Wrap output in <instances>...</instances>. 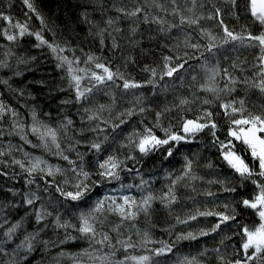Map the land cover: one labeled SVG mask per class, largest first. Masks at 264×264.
I'll list each match as a JSON object with an SVG mask.
<instances>
[{
    "label": "trees",
    "instance_id": "16d2710c",
    "mask_svg": "<svg viewBox=\"0 0 264 264\" xmlns=\"http://www.w3.org/2000/svg\"><path fill=\"white\" fill-rule=\"evenodd\" d=\"M196 1L199 8L193 14L199 17L194 19L199 26L179 29L174 20L159 25L156 20L140 18V14L157 11L154 15L161 18L174 10L179 18L188 17L185 0H29L35 11L24 0H0V102L17 113H8L0 120V264H108L99 259L104 256L109 257L111 264H136L131 257L145 255L150 257L147 264H187L193 258L195 264H230L237 259L242 264H264V254L245 261L242 249L246 239L243 229L260 223L242 200L251 199L258 192L252 181L264 183V178L253 175L242 180L224 161L222 151L226 149L221 147L231 141L234 150L258 171L251 152L228 135L234 127L231 121L240 118V114H233L231 108L226 111L222 105L232 104L239 109L243 101L245 117L264 114V94L258 87L261 61L252 47L241 51L240 43L230 40L224 43L227 48L231 46L229 52L224 56L215 53V60L209 58L222 44L215 41L220 40L214 27L218 17L216 11L210 15L203 5L209 1ZM214 3L219 5L229 31L240 36L258 33L249 15V0ZM138 8L136 16L128 15ZM16 24L27 25L24 36H19ZM162 29L167 33L165 37L160 35ZM200 30L211 31L212 38L216 36L210 42L211 50L209 42L199 41ZM183 31L187 38L178 35ZM5 32L17 39L7 40ZM35 33H40L47 43L40 44ZM48 44L58 46L57 51L53 52ZM188 45L198 47L189 50ZM64 57L72 61L77 71L84 69L88 78L92 72L102 73L95 67L99 62L115 74L116 84L127 80L142 86L133 91L107 83L105 90H100V98L96 95L99 89L93 87L86 100L77 102L62 62ZM208 62L219 73V88L210 92L203 84L210 86L211 81L206 75H199L196 68L200 71L203 65L202 72H206ZM166 64L183 65L179 68L182 73L191 68L196 76L191 78L187 73L177 81L164 74L172 88L163 89L158 83ZM130 110L133 115L128 116ZM201 117V123L217 125L215 136L212 129L205 128L190 143L170 141L156 153H139L136 145L148 129L161 139L168 138L166 133L183 137L184 123ZM33 126L41 133L53 130L59 144V148L39 145L44 150L38 151V156L56 148L57 157L66 155L73 163L60 161V171L51 169L52 175L40 164L44 171L38 168L29 175L26 169L32 161L27 163L21 158L25 146L21 137L25 135L30 142L40 135L32 132ZM161 130L164 132L159 135ZM92 143L101 144V150L92 149ZM109 155L122 161L116 170L118 180L109 181L98 175V164ZM81 169L89 173L87 180L80 174ZM81 181L90 189L85 196L78 202L64 198L61 191L75 192V185ZM170 188L176 197L173 203L162 199ZM106 196L116 204H123L125 196L136 201L129 209L136 212L135 218L125 220L110 210L116 204L104 200ZM148 196L153 199L145 212L141 202ZM29 199L32 204L27 203ZM99 200H104V209L96 212ZM60 204L65 208L61 209ZM38 212L43 214L40 222L36 220ZM198 212L215 214L201 216ZM82 214L95 227V240L78 231ZM216 214L235 219L220 223ZM193 215L196 219L190 218ZM218 223L219 229L212 231ZM202 232L208 234L201 235ZM189 233L196 239H178ZM105 234L111 246L96 242ZM118 241L134 246L125 251ZM164 245L171 251L155 255Z\"/></svg>",
    "mask_w": 264,
    "mask_h": 264
},
{
    "label": "snow or ice",
    "instance_id": "6c2138e0",
    "mask_svg": "<svg viewBox=\"0 0 264 264\" xmlns=\"http://www.w3.org/2000/svg\"><path fill=\"white\" fill-rule=\"evenodd\" d=\"M193 2H195V0H193ZM233 3H235V0H232ZM24 3L27 5V7L32 10L35 11L32 3L29 2V0H24ZM249 10H250V14L251 16L255 19V21H257L261 26H264V0H249ZM119 11L123 12L124 9H119ZM140 11V9H136L135 11L128 13V15L130 16H136L138 14V12ZM4 20H8L9 23H11V21L9 20V17L4 16L3 17ZM188 22L191 24H195L196 20H187L185 17H181V24ZM108 24L111 25L112 21L109 20ZM15 28H17L19 30V36H24L25 33L27 32V25H20V24H16L14 25ZM224 33L225 36L230 38L232 41H236V40H243L244 37H240L238 35H235L232 31H229L226 27L224 28ZM31 34V33H29ZM4 35L6 36L7 40L9 41H14L17 39L16 35H12L9 34L8 32H5ZM35 37L36 39L40 42V44H45L47 43V41H45L40 33H35ZM249 41H255L256 44H253L251 46L256 47L259 46L260 51H261V55L259 57L260 61H261V70L259 72V75L261 77L260 80V84L258 85L259 90L264 93V32H261L259 35H253V34H249L246 37ZM213 39H215L213 37ZM103 42V41H101ZM228 40H225V43H227ZM39 46V45H37ZM48 47L53 51L56 52L57 51V47L58 46H53L52 44H48ZM193 47H198L197 45H193ZM209 50H211V47L209 48ZM60 51H63V49H60ZM59 58V57H58ZM89 61L93 60V57H89L88 58ZM166 60L168 58H165ZM63 63H67L69 65L68 71L69 74L71 75V80H72V85L74 86L75 90H76V101L79 102L81 99L85 98V91L87 92H91L92 89L88 88L85 91H81V77L79 75H75L74 74V69L71 67L72 65V61H69L67 59V57H64L62 60ZM95 67L97 69L102 70L103 74H98L96 72H92L91 73V79L96 81L97 84H104L106 81H113L114 79V73L112 71L109 70L108 67H106L103 63H96ZM165 67L167 68V72L165 73V75L168 76H172L173 73L175 71H178V68L175 67H168V65L166 64ZM179 67H183V65H180ZM79 71H84V69H80ZM226 71V70H225ZM153 75H155V70H153ZM149 83H151V81H149ZM96 85H93V87H95ZM142 85L135 83V82H129L127 80L124 81L122 87L125 90L128 89H134V88H138L141 87ZM210 91L212 89H209ZM64 103H70L71 101H63ZM205 103H207V101H205ZM243 101H240L241 104V108H235L232 104H224L222 105V107L227 111V109L231 108L232 113L236 114L239 113L240 114V118L238 119H233L231 121L232 125L234 127H231L228 135L230 137H232L233 140L235 141H240L242 144H244L245 146H247V149L250 150L251 152V156L253 158L254 161L257 162V166H258V171L253 168L251 165H249L248 163H246L245 159L241 157V155H239L235 150H234V146L232 145L231 141L227 144L222 143L221 147L222 149H226L224 151H222V155H223V159L224 161H226L227 165L234 170L235 173H237L242 180H247L249 178H251L253 175H258L262 178H264V114H259V115H253V114H249L247 117H245L243 115L244 109H243ZM141 111H143V109H141ZM8 113H11L12 116H16L17 113L10 109L7 108L6 109V105L3 104L2 102H0V120L3 119V117L5 115H7ZM128 116L133 115V112L130 110L127 113ZM207 116H211V113H207ZM93 117H89V119H92ZM204 119L203 117H201L198 120H188L184 123L183 125V132L187 135H192L194 133L203 131L205 128H210L212 129V135L215 136V129L217 127V125L214 122H206V123H201L200 120ZM125 121H121V123H124ZM69 124H71V121H68ZM119 125H115L114 127H118ZM32 132L33 133H39L40 134V138L41 140H44L46 137H50L51 138V142L56 145L57 148H59V144L56 141V133L51 130V129H47L45 132H40V129H38L37 127L33 126L32 127ZM166 139H161L158 138L157 136H155L152 131L150 129L147 130V134L142 136L139 139L138 144L136 145L139 149V151L141 153L147 154L148 151H150L153 148L159 147V146H163V145H167L170 143V141H177L179 142L180 140L184 139V137L180 136V135H176V134H167ZM22 139H24V137H21ZM47 146V145H45ZM90 147L92 149H95L97 152H99L101 150V144L99 143H92L90 145ZM172 154L171 150L168 151V155L170 156ZM64 159H68L67 156L63 157ZM17 163H20L19 161H17ZM43 163L42 161H40L39 159H37L34 163H32V166L28 169H26V171H28L29 175H32L33 172H35L38 168L39 165ZM69 163H73V161H69ZM122 163V161H119L116 157L109 155L103 162H100L98 164V167L100 169V171L98 172V175L103 178V179H107L109 181H111L112 179H119V174L116 171L119 167L120 164ZM21 168L24 167L23 164L20 165ZM39 170L41 172L44 171L43 168H39ZM75 171V169H73ZM57 172L60 171L59 168L56 169ZM48 175H52L53 172L52 170L49 168L48 170ZM85 180H87L89 178V173L83 171V169H81V173ZM31 182V181H30ZM253 184L256 185V188L258 189V192L251 198V199H243L242 200V204L245 208L251 209L253 210L256 215L259 218L260 223L258 224V226H255L254 228H248L245 227L243 229V234L246 237V239L243 241L242 243V249H243V253H244V257H245V261H251L253 259H257L259 257H261V254H264V183H258L257 181L253 180L252 181ZM75 188L77 189V191L75 192H62L60 189H57V191H61V194L66 198V199H71L73 201H77L82 199L86 192H88L89 186L87 183H84L83 181H81L80 183H77L75 185ZM225 191H232L235 192L236 189L235 188H225ZM153 199L152 196H148L146 197L141 203L143 206V209L145 212L147 211V207L146 206H150L149 202ZM162 199L167 200L169 203H173L176 201V197L173 194L172 189H169V193L167 196L162 197ZM104 200H111L112 204H116L115 200L111 197H105ZM104 200H99L96 203V207L94 209V211L96 212H101L104 209ZM123 200V204H116L115 208H111L110 210L112 211H116L120 214V216L122 217V219L128 220V219H134L136 216V212L134 211H130L129 209H131L132 205L136 204V201L129 199V197L125 196L122 197ZM28 204H32L33 201L31 199H29L27 201ZM215 213L212 212H198V215L201 216H210V215H214ZM50 215V213H49ZM219 215V214H216ZM191 219H196V216L193 215L192 217H190ZM43 219V214L38 212L36 214V220L37 222H40ZM58 219V218H57ZM219 219H220V223H225L231 219H235L234 216H227V215H219ZM183 222H187V221H183ZM58 226H62V227H68L69 225L65 224V225H59ZM220 224H216L215 227L212 229V231H216L217 229H219ZM78 231L83 235V236H90L92 240H95V237L97 235L96 229L93 226L92 223L89 222L88 217L84 216L83 214L81 215V226L78 228ZM208 233L206 232H202L201 235H207ZM34 238V237H33ZM178 239H196V237L192 234L189 233L187 236H183V237H178ZM97 243L100 244H104L105 242H108L109 245L111 246V242H110V238L107 234L103 235V238L99 241H96ZM145 242H148L147 239V233H145ZM118 243L122 244L123 246H125V251L127 250L128 247H133L134 245H132L131 243H129L128 241H118ZM31 243L28 244V250L31 251ZM251 250V252H250ZM166 251H171V248L168 247L167 245H164L163 247H161L160 249L155 251V255L159 256V255H163ZM99 259H101L102 262H108V264H111V261L109 259L108 256H104V257H100ZM132 260H134L136 262V264H147V262L150 261V257L149 256H139V257H131ZM117 264H124L123 261H119L117 262ZM187 264H195V258H193L192 260H188ZM230 264H242L240 259L235 260L234 262H230Z\"/></svg>",
    "mask_w": 264,
    "mask_h": 264
},
{
    "label": "rangeland",
    "instance_id": "374dc122",
    "mask_svg": "<svg viewBox=\"0 0 264 264\" xmlns=\"http://www.w3.org/2000/svg\"><path fill=\"white\" fill-rule=\"evenodd\" d=\"M186 1V3L188 4L187 6V8H189V15H188V17H185L186 18V21L187 20H194V19H198L199 17L197 16V15H195V14H193L199 7V5H195V2H197L196 0H195V2H193V0H185ZM207 1H209L210 3L209 4H203L205 7H206V9L208 10V12L210 13V15L213 13V12H215L216 11V16L218 17V23H217V25H215L214 27L216 28V30H217V35L216 36H220V40H218L217 38H216V40L215 41H217V42H220V43H222V44H220V48L218 49V50H216V51H213V53H211L210 54V56H209V58H212V59H216V57H215V53L217 54V52H219V54H220V56H224L225 54H226V52H229V50H231V46H229L228 48L225 46V40H231L230 38H228V37H226L225 36V33H224V28L226 27L227 29H228V27L226 26V23H225V21L222 19V12L220 11V7H219V5L218 4H216V3H214V2H216V1H219V0H202V2H207ZM221 1V0H220ZM226 2H230V4H234L233 2H232V0H225ZM237 1L238 0H235V3H237ZM175 8V7H174ZM157 12V11H156ZM155 12V13H156ZM250 12V11H249ZM155 13H153V12H151V13H149V14H147V15H145V14H143V13H141L140 14V18H146V19H151V20H156L157 21V23L160 25V24H165L166 22H168L169 24H171V22H172V20H174L176 23H175V25H177L178 27H179V29H181V27H186V26H190V25H196V26H199V22L198 21H196V23L195 24H191V23H188V22H185V23H183V24H181V18H179L177 15H175L174 14V10H172V12L170 11L169 13H166V14H168L169 16L168 17H165V16H162L161 18L159 17V18H156L157 16L156 15H154ZM158 13V12H157ZM148 17V18H147ZM175 17V18H174ZM179 18V20H177L176 18ZM138 18V17H137ZM253 18V17H252ZM253 20L255 21V19L253 18ZM256 27H257V31L259 32V34L261 33V32H264V26H261L257 21H256ZM168 24V25H169ZM204 26V24H201V26ZM172 30H174V29H172ZM176 31H179L178 29H176ZM161 36L162 37H165L166 35H167V33L162 29L161 30ZM180 32V31H179ZM204 32H206L207 33V36L204 34ZM105 33V32H104ZM186 32H181L180 34H178L181 38L182 37H185V38H187V36L185 35V36H183V34H185ZM234 33V32H233ZM235 34V33H234ZM258 34V35H259ZM235 35H238V33L237 34H235ZM215 36V37H216ZM238 36H240V35H238ZM197 37H198V39H199V41H204V43L206 44L207 42H209L208 44H209V46L210 47H213L212 45H213V43H212V45H211V43L210 42H213V38H212V32L211 31H204V30H200L199 32H198V34H197ZM214 37V38H215ZM240 37H243V36H240ZM245 39V38H244ZM239 40H236V41H230V42H233V44L234 43H237ZM256 44V42L255 41H250V44ZM217 44V43H216ZM244 44L245 43H240L239 45H240V48H239V50H241V51H245V50H248L249 48L248 47H246V46H244ZM219 45V44H218ZM248 45V44H247ZM189 47H188V49L189 50H191L192 48H193V45H188ZM251 46V45H250ZM63 65H65V69H66V71H67V76H68V81H69V86H70V88L73 90V92H74V95L76 96V90H75V88H74V86H71L72 85V80H71V75L69 74V71H68V68H69V65L67 64V63H64ZM206 71L208 72L207 74H206V77L211 81V84H210V86H209V84H207V83H205V84H203L204 85V89L206 90V91H208V92H210V90L209 89H212L211 91H215L217 88H219L218 87V84H217V81H218V72H216V71H214L213 69H212V65H211V62H208L207 64H206ZM71 67L74 69V74L75 75H79L80 77H81V82H80V84H81V91H85L86 89H88V88H93V85H96L94 88H96V89H99V91H97L96 92V95L98 96V98H100L101 96H103L102 95V91L103 90H105V86L107 85V83H112L113 85L115 84L117 87H121V88H123L122 87V85H123V81L122 80H120L121 82H118L117 84L115 83V81L113 80V81H106L104 84H97V82L96 81H94V80H92L91 79V74H90V76H89V78H88V76L86 75V73H84V72H82V71H77L76 69H75V67L73 66V63H72V65H71ZM209 67H210V69H209ZM197 68V73L200 75V72L198 71V67H196ZM193 69V68H192ZM217 69L219 70V68L217 67ZM189 70H191V68L189 69ZM203 70V65H202V68L200 69V71H202ZM165 72H167V69H166V71H164V72H162V76H160L161 77V79H160V82L158 83V85H159V87H161L162 86V88L163 89H165V88H172L170 85H168L167 83H169L168 81H165V80H169V79H167V78H164V77H166L164 74H165ZM187 72L188 71H186V72H184L183 74H181V78L183 77V75L184 74H187ZM101 74H103V73H101ZM155 77H157V76H155ZM164 78V79H163ZM208 82V81H207ZM92 85V86H90V84ZM179 89H181V87L179 88ZM100 90H102V91H100ZM133 91H134V89H133ZM92 92V91H91ZM91 92H87V91H85V98H83V99H81L80 101H83V100H86V98H87V96H90L91 95ZM234 107L236 106V105H233ZM23 127V126H22ZM46 130H43L42 132H45ZM161 132V134H159V135H162V133L164 132V130L162 131H160ZM23 132H21L20 134H22ZM35 134V133H34ZM33 134V135H34ZM154 135H156L155 133H153ZM195 134H197V133H194V134H192V135H187V134H185L184 133V135H183V137H184V139H182L181 141H183V142H191V139L194 137V135ZM23 137H26L25 135H23ZM37 138H38V142H37ZM158 138H160V137H158ZM22 141H23V143H24V147H23V149H22V151H23V153L21 154V158H22V160H24V161H26L27 163H29V162H31L32 161V163H34L37 159H39L40 161H42L43 163H41L42 165H44L46 168H50V169H57L58 167H59V165H60V161H62L63 162V164H70L69 163V158L66 160V159H64L63 157L64 156H66V155H63L62 157H57L56 155H55V153H56V148H53L52 149V151L48 154L47 152H45V153H43L42 155H40V156H38L37 154H38V151H42V150H44V149H42V147L41 146H39V145H42V146H44V147H54V146H56V145H54L52 142H51V138L50 137H46L44 140H41V138H40V135H36V136H34L32 139H31V141L30 142H28V141H26L25 140V138L24 139H22ZM175 142H177V141H175ZM239 144H241V145H243L245 148H247V146H245L244 144H242L240 141H237ZM45 145H47V146H45ZM162 146H159V147H156V148H153V149H151L150 151H148L147 152V154H144V153H141L140 151H139V153L141 154V155H143V156H147V155H149V154H153V153H156L160 148H161ZM25 149V150H24ZM41 149V150H40ZM139 150V149H138ZM249 150V149H248ZM250 151V150H249ZM47 154H48V156H47ZM47 156V157H46ZM58 156H61V155H58ZM46 157V158H45ZM25 163V162H24ZM57 166V167H56ZM45 168V169H46ZM69 174V173H68ZM73 201V200H72ZM79 200H77V202H78ZM75 202V201H74ZM55 219V218H54ZM54 219H53V221H54ZM10 236H12V235H10Z\"/></svg>",
    "mask_w": 264,
    "mask_h": 264
},
{
    "label": "bare ground",
    "instance_id": "6f19581e",
    "mask_svg": "<svg viewBox=\"0 0 264 264\" xmlns=\"http://www.w3.org/2000/svg\"><path fill=\"white\" fill-rule=\"evenodd\" d=\"M175 68H178V71H175V72L173 73L171 80L175 79V80L178 81V80H180V78H181L182 70L179 69L180 67H179L178 65H176ZM193 69H194V68H193ZM199 72H200V75H201V76L206 75V74L208 73L207 71H206V72L199 71ZM187 73H188V76L191 77V78H194V77L196 76L193 70H188ZM182 74H183V73H182ZM184 75H186V74H184ZM205 78L208 79L206 76H205ZM174 87H175V86H174ZM175 88H177V87H175ZM178 89H179V88H178ZM263 94H264V93H263ZM58 207H59V205H58ZM60 207H61V209L65 208V207L61 206V204H60Z\"/></svg>",
    "mask_w": 264,
    "mask_h": 264
}]
</instances>
